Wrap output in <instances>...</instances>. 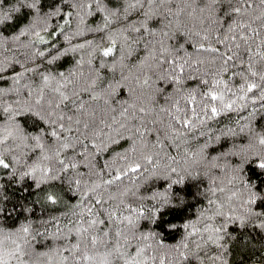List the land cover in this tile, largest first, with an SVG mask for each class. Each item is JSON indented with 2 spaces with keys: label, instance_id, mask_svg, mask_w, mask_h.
Wrapping results in <instances>:
<instances>
[{
  "label": "snow or ice",
  "instance_id": "snow-or-ice-1",
  "mask_svg": "<svg viewBox=\"0 0 264 264\" xmlns=\"http://www.w3.org/2000/svg\"><path fill=\"white\" fill-rule=\"evenodd\" d=\"M245 229L264 0H0V264H230Z\"/></svg>",
  "mask_w": 264,
  "mask_h": 264
},
{
  "label": "trees",
  "instance_id": "trees-1",
  "mask_svg": "<svg viewBox=\"0 0 264 264\" xmlns=\"http://www.w3.org/2000/svg\"><path fill=\"white\" fill-rule=\"evenodd\" d=\"M99 17H93L88 20L89 24H93ZM72 27H75V19H73ZM100 38L99 33H86L83 37H74L73 43H77L83 39H96L98 40ZM60 43H63L62 37L58 38ZM73 57L70 54L64 61H62L63 67H68L73 62ZM239 139V138H237ZM13 192L15 193V190L13 189ZM19 194V193H15ZM19 195H26V194H19ZM69 199H72L71 196L68 197ZM178 219V215L173 213L171 215H166V220H174ZM233 231H237V229L234 227L232 229ZM163 231V229H162ZM245 235L248 236L249 240L251 241V245L247 248H241L240 246H234L232 248L231 256H230V264H250V259L252 255L259 256L261 254H264V247H262V244H264V234H261L259 231H252L250 229L244 230ZM164 235L169 239H175L178 238V233L176 232H165Z\"/></svg>",
  "mask_w": 264,
  "mask_h": 264
}]
</instances>
